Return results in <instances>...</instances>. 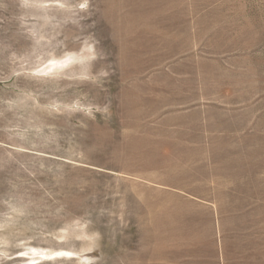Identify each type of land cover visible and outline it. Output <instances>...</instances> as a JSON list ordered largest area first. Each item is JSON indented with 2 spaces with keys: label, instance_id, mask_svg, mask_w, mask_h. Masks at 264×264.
<instances>
[{
  "label": "rangeland",
  "instance_id": "rangeland-1",
  "mask_svg": "<svg viewBox=\"0 0 264 264\" xmlns=\"http://www.w3.org/2000/svg\"><path fill=\"white\" fill-rule=\"evenodd\" d=\"M0 264H264V0H0Z\"/></svg>",
  "mask_w": 264,
  "mask_h": 264
},
{
  "label": "bare ground",
  "instance_id": "bare-ground-1",
  "mask_svg": "<svg viewBox=\"0 0 264 264\" xmlns=\"http://www.w3.org/2000/svg\"><path fill=\"white\" fill-rule=\"evenodd\" d=\"M65 256V255H64ZM30 257V256H29ZM41 257V256H40ZM48 258V257H47ZM59 259H62V256L61 257H58ZM67 258V257H66ZM64 259V258H63ZM56 260V259H55ZM42 262L43 261H46V260H41Z\"/></svg>",
  "mask_w": 264,
  "mask_h": 264
}]
</instances>
